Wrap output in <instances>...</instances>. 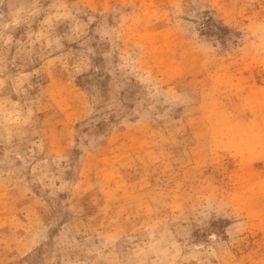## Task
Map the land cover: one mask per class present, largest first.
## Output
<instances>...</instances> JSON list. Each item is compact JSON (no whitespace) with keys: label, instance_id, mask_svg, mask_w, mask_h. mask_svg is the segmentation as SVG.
<instances>
[{"label":"rangeland","instance_id":"obj_1","mask_svg":"<svg viewBox=\"0 0 264 264\" xmlns=\"http://www.w3.org/2000/svg\"><path fill=\"white\" fill-rule=\"evenodd\" d=\"M0 264H264V0H0Z\"/></svg>","mask_w":264,"mask_h":264}]
</instances>
